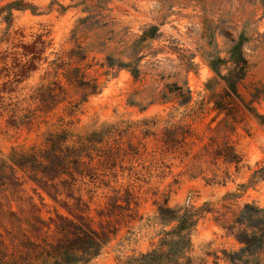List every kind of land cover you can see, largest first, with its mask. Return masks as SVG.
Returning a JSON list of instances; mask_svg holds the SVG:
<instances>
[{"label": "rangeland", "instance_id": "1", "mask_svg": "<svg viewBox=\"0 0 264 264\" xmlns=\"http://www.w3.org/2000/svg\"><path fill=\"white\" fill-rule=\"evenodd\" d=\"M82 1L0 0V158L13 148L42 145L62 118L73 121L76 131L116 125V160L104 147L101 164L95 161L102 184L93 215L98 206L109 209L115 190L123 198L132 195L134 220L121 226L91 264H125L128 257L157 248L164 232L177 226L164 221L167 208L194 215L192 256L198 264H231L225 257L243 247L235 236L241 228L229 232L222 224H232L245 205L264 208V0H88L104 30L122 40L116 57L124 62L144 31L158 29V37L145 42L137 56H145L140 69L154 76L135 82L125 69L95 66L88 72L99 78L98 95L88 96L60 77L62 102L55 106L49 100L46 106L38 90L55 80L52 62L76 47L72 31L88 16L78 5ZM96 39L91 34L81 45L97 46ZM238 44L247 72L238 84L239 97L233 95V105L223 111L215 103L228 91L224 78L235 69L231 51ZM116 46L110 43L108 52ZM103 58L92 53L87 63ZM163 73L160 89L185 81L191 103L149 104L147 88ZM132 97L141 106H131ZM34 188L25 179L24 196L39 205ZM250 258L264 264V250Z\"/></svg>", "mask_w": 264, "mask_h": 264}, {"label": "trees", "instance_id": "2", "mask_svg": "<svg viewBox=\"0 0 264 264\" xmlns=\"http://www.w3.org/2000/svg\"><path fill=\"white\" fill-rule=\"evenodd\" d=\"M87 1L78 4L84 6L83 12L88 16L79 19L72 31L75 49L52 62L55 80L38 90L46 106L50 104L49 100L55 106L62 102L65 88L60 77L65 84L81 89L88 96L98 95L102 90L99 78H91L88 72L95 66L108 71L125 69L135 82L143 81L147 75L154 76L152 72L140 69L145 56H137L145 42L158 37V29L151 27L144 31L128 48L130 61L124 62L116 57L122 40H116L114 32L104 30L106 25H102L99 14L87 5ZM91 34L97 38L98 45L83 47L81 41L88 40ZM114 41L117 46L108 52ZM92 53L104 55L102 63H87ZM231 59L235 69L224 78L228 91L215 103L223 111L233 105V95L239 97L238 84L247 72L241 44L232 49ZM215 65L213 63V69L220 76ZM189 67L192 69V64ZM152 68L157 69V66L153 64ZM158 76L160 79L147 88L146 100H150V105L177 102L183 106L192 102L193 94L187 82L165 84L160 89L159 83L166 76L164 73ZM129 104L141 106L134 102V97ZM78 107L79 104L72 105L69 115L73 116ZM60 121V127L49 132L42 145L29 150L13 148L7 156L0 158V264H91L105 254L119 235L121 226L128 228L134 220L132 195L127 193L123 198L115 190L109 197V209L98 206L93 215L92 205L96 203L98 185L102 184L95 161L101 164L104 147L110 158L116 160L120 151V141L114 135L117 126L103 124L93 130L76 131L73 121L65 123L63 118ZM25 179L36 185L33 191L39 205L33 197L24 196ZM105 186L109 187L108 184ZM44 209H47L46 215ZM177 211L165 209L169 218L164 221H176L177 226L164 232L158 247L137 257H128L125 264H198L192 256L194 215L188 211L179 215ZM222 226L229 232L239 226L241 230L235 236L243 245L238 253L225 258L231 264H252L250 257L264 250V208L245 205L232 224L223 223Z\"/></svg>", "mask_w": 264, "mask_h": 264}]
</instances>
